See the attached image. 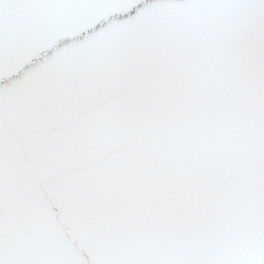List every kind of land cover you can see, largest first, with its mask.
Wrapping results in <instances>:
<instances>
[{
	"label": "water",
	"instance_id": "95a60500",
	"mask_svg": "<svg viewBox=\"0 0 264 264\" xmlns=\"http://www.w3.org/2000/svg\"><path fill=\"white\" fill-rule=\"evenodd\" d=\"M0 264H264V0H0Z\"/></svg>",
	"mask_w": 264,
	"mask_h": 264
}]
</instances>
